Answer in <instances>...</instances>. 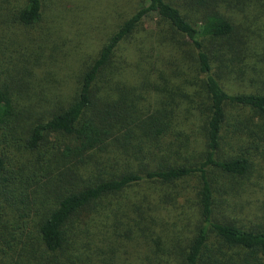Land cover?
<instances>
[{
  "label": "trees",
  "instance_id": "trees-1",
  "mask_svg": "<svg viewBox=\"0 0 264 264\" xmlns=\"http://www.w3.org/2000/svg\"><path fill=\"white\" fill-rule=\"evenodd\" d=\"M59 2L0 0V264H264V215L233 212L264 152V42L234 14L264 0H137L68 86L39 70L66 37ZM152 13L130 81L119 56Z\"/></svg>",
  "mask_w": 264,
  "mask_h": 264
},
{
  "label": "rangeland",
  "instance_id": "rangeland-1",
  "mask_svg": "<svg viewBox=\"0 0 264 264\" xmlns=\"http://www.w3.org/2000/svg\"><path fill=\"white\" fill-rule=\"evenodd\" d=\"M135 2L137 0H60L59 3L66 7V37L60 40L59 50L54 55L56 63H46V65L39 68L41 76L50 77L49 75L59 74L68 86L66 74L77 71L82 64L88 62L95 55L96 49L104 39L105 34L113 28L119 14L127 13ZM235 9L233 6L228 7L231 14L234 13ZM234 17L238 21H245L250 25V28L254 30V32L249 33L251 38L256 37L261 43L264 42V15H260L258 18L252 16L245 18L242 12L235 11ZM157 21L158 17L155 14L147 15L142 25V28L146 31L140 33L142 37L139 36L126 43L124 52L119 56L117 63L119 69L130 81L139 78L142 73H147L151 67L153 60L151 55L149 58L147 57V60L138 64L133 51L136 50L135 47L139 46L137 44L139 41L145 39L147 43L149 42L147 37L150 33L147 32L156 30ZM15 34L20 35L19 32ZM154 40H156L155 36L151 41ZM27 47H30V45ZM144 70L146 72H143ZM234 84L235 88L240 89L248 88L250 85L246 79L238 80ZM63 92H65L64 88ZM261 119H264V116H261ZM248 152L252 158L253 167L249 178L245 180L239 190L240 198L237 202L241 207L240 209H232L239 219H242L247 225L264 215V152L261 149L255 150L254 148H249ZM192 183L191 180L187 182L189 185ZM152 186L155 185L140 184L133 186L124 195L132 197L143 192L144 188L150 191ZM186 190L189 192V189ZM150 194L149 196L152 199H156L154 190ZM182 198L179 199L182 200ZM125 255L129 258V262L135 261L136 254L130 247L126 248V254H123L122 257ZM102 258L109 260L111 264L117 263L105 254Z\"/></svg>",
  "mask_w": 264,
  "mask_h": 264
}]
</instances>
